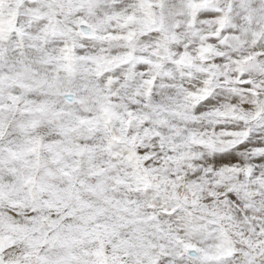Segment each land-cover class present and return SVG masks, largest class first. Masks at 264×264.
<instances>
[{
    "label": "snow or ice",
    "instance_id": "1",
    "mask_svg": "<svg viewBox=\"0 0 264 264\" xmlns=\"http://www.w3.org/2000/svg\"><path fill=\"white\" fill-rule=\"evenodd\" d=\"M0 264H264V0H0Z\"/></svg>",
    "mask_w": 264,
    "mask_h": 264
}]
</instances>
